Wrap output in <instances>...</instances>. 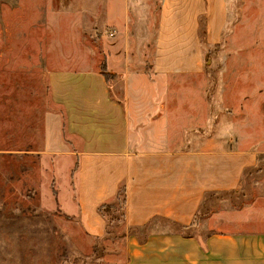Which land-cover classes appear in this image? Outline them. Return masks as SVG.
I'll use <instances>...</instances> for the list:
<instances>
[{
	"label": "rangeland",
	"instance_id": "374dc122",
	"mask_svg": "<svg viewBox=\"0 0 264 264\" xmlns=\"http://www.w3.org/2000/svg\"><path fill=\"white\" fill-rule=\"evenodd\" d=\"M105 1L0 0V264H125V189L109 204L104 236L69 215L73 161L40 152L49 90L45 73L33 70L45 58L57 66L91 50L99 66L109 35ZM157 13L158 1L142 19L131 7V33L145 36ZM207 58L204 71L169 77L159 95L163 124L143 130L136 138L148 142L135 147L257 151V166L236 190L205 199L191 232L264 231V0H228L223 39Z\"/></svg>",
	"mask_w": 264,
	"mask_h": 264
},
{
	"label": "crops",
	"instance_id": "0c3cea01",
	"mask_svg": "<svg viewBox=\"0 0 264 264\" xmlns=\"http://www.w3.org/2000/svg\"><path fill=\"white\" fill-rule=\"evenodd\" d=\"M149 1H105L109 35L99 66L91 50L33 68L45 73L49 90L40 152L72 159L75 206L67 212L98 237L124 187L125 264H264V231L191 232L205 199L236 190L257 166V151L135 147L148 142L136 138L143 130L163 124L159 95L169 77L206 69L208 49L223 39L228 0H152L157 26L146 22L145 36L133 35L131 7L142 19Z\"/></svg>",
	"mask_w": 264,
	"mask_h": 264
},
{
	"label": "trees",
	"instance_id": "16d2710c",
	"mask_svg": "<svg viewBox=\"0 0 264 264\" xmlns=\"http://www.w3.org/2000/svg\"><path fill=\"white\" fill-rule=\"evenodd\" d=\"M209 58H210V57H209ZM120 192H121V189L119 190V193L117 194L118 196L121 194Z\"/></svg>",
	"mask_w": 264,
	"mask_h": 264
}]
</instances>
